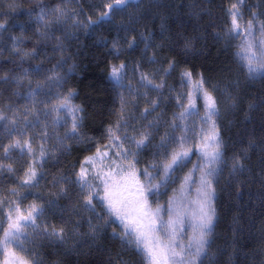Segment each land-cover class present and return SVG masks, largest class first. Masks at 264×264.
<instances>
[{"label": "trees", "instance_id": "1", "mask_svg": "<svg viewBox=\"0 0 264 264\" xmlns=\"http://www.w3.org/2000/svg\"><path fill=\"white\" fill-rule=\"evenodd\" d=\"M233 1L137 0L120 10L123 13H112L109 22L89 24L93 20L89 5L104 11L114 0H0V114L7 117L0 120V165L4 166L0 168V231L5 224L2 200L9 196L28 208L37 203L53 227L69 231L70 224L81 218L72 211H89L75 183L76 173L86 157L108 145V130L121 121L126 109L135 117L143 109L142 100L130 104L127 92L138 94L141 74L152 77L154 84L163 82L162 90L144 87L151 93L176 91L181 82L194 86L203 78L204 90L218 100L215 120L222 141V162L208 177L215 189L210 262L264 264V71L250 78L238 61L235 37L226 36ZM66 10L73 18L65 16ZM250 12L264 19V0H243L239 13L249 16ZM169 62L173 67L165 72ZM122 63L127 71L118 85L110 74ZM185 71L192 73L191 80L182 76ZM53 74L58 79L48 81ZM38 85L42 87L34 94ZM70 92L71 105L82 109L75 114L79 119L75 136L69 132L74 114L67 108L57 111L45 106ZM187 95L181 99L169 93L154 133L168 134L172 128L168 120L187 126L195 122L198 111L183 119L179 115ZM198 100L204 101L202 92ZM26 117H38L39 123L26 128ZM45 132L47 138L42 140ZM66 132L71 138L64 137ZM16 139H31L35 155L21 154L20 149L5 154L4 147ZM41 144L47 155L39 159ZM236 158L242 169L233 170ZM9 165L13 171H8ZM30 166L37 169L38 179L34 185H23ZM61 187L65 192H60ZM88 218L85 213L86 222L76 225L79 234L93 222ZM99 225L91 242L80 244L83 237L75 233L71 248L56 237L35 238L33 244L45 264H144L134 248L123 245L117 225L112 230Z\"/></svg>", "mask_w": 264, "mask_h": 264}, {"label": "snow or ice", "instance_id": "2", "mask_svg": "<svg viewBox=\"0 0 264 264\" xmlns=\"http://www.w3.org/2000/svg\"><path fill=\"white\" fill-rule=\"evenodd\" d=\"M129 3H137V0H114V3H109L105 6L104 11H102L96 20H89V24H96L98 22H109L111 20V15L113 11L123 10ZM59 11V9H57ZM232 17V27L231 32L235 34H240L242 25L238 22V11L236 4H232L229 9ZM255 16V13L253 14ZM3 27V25H0ZM262 32H264V25L261 26ZM253 30V21L249 20L247 27L244 28V31L248 34H251ZM135 40L129 42V47L131 48ZM259 44L264 47V40H260ZM115 48V44L113 45ZM254 43L247 42L245 45V51L249 52L250 55L247 57L249 70L252 71V65L254 63V58L256 53L252 52ZM35 51V50H33ZM125 65L122 63L119 66H114L111 71L112 78L119 85L122 79V70ZM173 67V63L169 62L168 68L165 69L167 72ZM264 67V64L260 65ZM183 77L191 80L192 73L185 71L182 73ZM48 81L58 79V77L53 74L49 76ZM140 81L145 88H162L163 82L159 84H154L152 79L146 75L141 74ZM204 80L195 82V85L191 91L188 93V105L184 110L179 114L180 118L183 119L186 113H189L190 109H195L196 99L198 98L199 93H203V99L205 102V116L204 121L209 126V131L203 137L201 145H199V151L203 157L202 165V176H201V195L202 201L200 203V211L197 217L198 223L193 226L194 235L190 237L188 245L178 244L177 243V228L178 223H182L181 214L176 213L175 217L171 214L169 220L165 225L163 223L162 217L159 216L161 211L160 206L158 205L155 210H152L149 205V198L151 196L157 195L160 191L166 187L168 181L171 179L175 166L181 165L185 158L188 157L190 148L184 146V137L180 138L179 148H175L169 154L167 152V145L171 140H174V137L165 135L161 137V143L159 145L162 149L161 155L165 156L166 159L160 163L157 162L153 164L152 171H149L145 168L142 172V175L145 177V182L141 183L136 177L135 164L132 161H128L127 167L132 171L127 173V177L131 178L135 182L136 186V198L133 201H127L123 199H118L116 196V189L120 185V181H117L115 177L125 170V165L123 161L117 162L116 160H111L108 162L107 167L109 171L104 172L103 168L105 166V159L109 156L108 152H101L98 148L96 153L93 156L86 157L85 161L82 162L80 171L76 173L75 183L80 187V194L83 196V203L86 207L91 210H95L94 201H99L102 203L110 216H115L120 223L123 225L124 231L120 234V238L126 242L128 246H134L139 252L145 255V258L148 261V264H196L197 259L202 255H207V246L209 244L213 221L215 218V209L212 207V198L215 193L213 188L212 181L208 179L214 175L217 171V165L222 162V141L220 139V132L217 128V123L214 117L219 115L218 100L213 96L209 91L204 90L203 88ZM42 85H38L37 89L33 90V93H38ZM131 90V89H130ZM71 92L69 96H65L61 102L55 106L56 110L69 109L73 115L72 127L69 130L72 136L78 134L79 129V119L75 115L82 111L79 106L71 105L70 100ZM123 103V100H122ZM158 106L156 100L152 101L153 110ZM33 111H38L33 109ZM145 113L149 109L144 110ZM190 114V113H189ZM3 114H0V120H5ZM15 123V121H13ZM38 117L34 120H28L25 118V127H32L34 124H38ZM120 124L118 122L117 128ZM173 127H177L175 121H173ZM149 127H151V122H149ZM14 131L15 129H11ZM110 139L113 141H118L121 139L120 136L115 134L113 129H109ZM69 132L64 134L65 138H71ZM22 136L23 133H20ZM151 133L147 128L139 134L137 139L135 136L129 138L125 137L129 144H135V151L132 150H123L118 152L116 155L118 157H123L124 160H127L129 155L133 159L138 154L139 150L147 145V142L150 138ZM47 133L41 135V139H46ZM123 149V144L119 145ZM13 149H20L21 154L25 151L27 153L35 155L32 148L31 139H16L8 146L4 147V153L7 154ZM47 155L44 150V145H40V156L39 159L44 158ZM99 162V166L97 164ZM91 164L92 169L90 170L85 167V164ZM3 165H0V168H3ZM238 168L242 169L243 165L240 163L239 158H236L233 163V170ZM8 171H13L12 167L8 166ZM38 179V172L34 166H30L26 171L25 178L22 181L23 185H34ZM186 179H188L186 177ZM60 192H65V188L61 187ZM131 205V207H130ZM15 218H13L12 210L8 214V226L3 230V238L0 239V246L4 249L5 261L4 264H27L22 258L16 256V253L11 250L10 246H21L23 244V237L25 233L23 232V226L27 223H30L34 228L37 227L36 219L39 216L42 209L39 205L33 204L30 206L27 214L25 215L19 206L15 209ZM169 212H172V209L169 208ZM133 214H135L133 216ZM131 218V219H129ZM107 223V220L105 221ZM163 228L168 233V239L162 240L156 232L158 229ZM45 233L49 236L56 237L58 239L64 238V229L59 230L53 228L50 232L48 229H44ZM93 234H95L93 229ZM194 248V251H192Z\"/></svg>", "mask_w": 264, "mask_h": 264}, {"label": "rangeland", "instance_id": "3", "mask_svg": "<svg viewBox=\"0 0 264 264\" xmlns=\"http://www.w3.org/2000/svg\"><path fill=\"white\" fill-rule=\"evenodd\" d=\"M113 0H107L109 3ZM243 0H234L232 4H236L237 8L242 5ZM231 8V7H230ZM229 8V9H230ZM88 12L90 13V17L94 20L98 14H100L102 11H95L91 8L89 5L87 7ZM116 14L118 11H113L112 13ZM120 12V11H119ZM120 13H123L122 11ZM68 19L73 18L72 11L66 10L64 13ZM229 14L230 11H229ZM254 13L250 12L249 16H242L238 11V22L242 25V28L240 30V34H235L231 32L232 27V17L230 15V31L226 36H232L235 37L234 42L236 43L235 46H237V57L240 59L238 60L241 62L243 68L246 71V74L252 78L253 75H259L264 71V67H260V65L264 64V47H262L259 44L260 40H264V33L262 32L261 26L264 25V19L256 18L253 15ZM260 19V20H259ZM249 20L253 21V30L251 34H248L244 31V28L247 27V24ZM247 42L254 43V47L252 48V52H255L257 55L254 58V63L252 65L253 70H249L248 60L247 57L250 55L249 52L245 51V45ZM127 71V67L125 66L122 70V73ZM148 75V74H147ZM124 74L122 75V77ZM112 78V76H111ZM153 79L152 77H150ZM250 81V79H249ZM135 83V82H134ZM182 84L177 87V90L174 91L173 88L166 89L165 92H159L156 90L155 92L151 93L148 89H144V86H137V90L139 91L138 94H132V91L130 89L127 90L129 94V102L130 104H135L137 101L142 100L141 104L143 105V109L138 111L136 113L137 117L135 115L131 114V111L126 109L124 112V117L119 122L120 126L117 128V124L112 128L115 131V134L120 136L121 139L118 141H113L110 139L108 145L104 147L103 150H100L101 152H108L109 156L105 159V166L103 168L104 172L109 171V168L107 167V164L111 160H116L118 163L123 161L125 165L124 172L119 173L115 179L117 181H120L119 187L116 189V196L118 199H123L127 201H133L136 198V186L135 182L127 177V173L132 171L127 167L128 161H132V163L135 164L136 169V177L139 179L141 183L145 182V177L142 175V172L145 168H147L149 171H152V165L160 162L162 163L166 157L161 155L162 149H160L159 145L161 143V137H164L166 133L160 132L159 130L155 132L157 122L162 117V114L159 113L160 110L164 109V103L166 104L167 96L169 93H175L176 96L179 95L182 99L183 94H188L189 91L193 89L194 86H191L189 84H185L181 82ZM232 84V88L235 89V84ZM144 89V90H143ZM160 88L159 90H162ZM58 93V92H57ZM131 94V95H130ZM175 97V96H171ZM199 97V95H198ZM131 98V99H130ZM145 100H147V104H145ZM150 100V101H149ZM156 100L158 102V106L155 107L153 110L152 108V101ZM165 100V101H164ZM199 101V100H198ZM59 102H48L45 104V106H53V108L58 105ZM164 102V103H163ZM186 106L188 105V95L186 99ZM196 107L195 109H190L189 112L196 113L197 111L201 114L197 117L195 122L188 125L187 124H181L180 122H175L177 127H173V123L169 122L171 125V130L167 134L171 137H174V140H171L167 145V152L170 154L173 149L179 148L180 144V138L184 137V146L186 148H190L191 151L189 152L188 157L185 158L184 162L181 165L175 166L173 174L171 179L168 181L166 187H164L159 194L151 196L149 198V205L152 210H155L157 206L159 205L161 208V211L159 213V216L162 217L163 223L166 225L170 214L175 217L176 213L179 212L181 214L182 223H178L176 225L177 228V243L188 245L190 241V237L194 235L193 226L198 223L197 217L199 215L200 211V203L202 201V195H201V176H202V165H203V157L201 155V152L199 151V148H196L198 146V141L201 139V143L203 141L204 135L207 134L209 131V126L204 121L205 116V102L203 100L197 102V99L195 101ZM224 103V102H223ZM229 104V102H228ZM146 105V106H144ZM200 105V106H199ZM223 106H226L225 104ZM199 107V110H198ZM137 107L134 105L133 110L135 111ZM149 109L147 113H145V109ZM219 111L220 107L218 106ZM56 110V109H55ZM66 111V109H63ZM132 110V109H131ZM59 111V110H57ZM224 111V110H223ZM71 111L68 110V113ZM72 113V112H71ZM172 114H174V110H172ZM189 114V113H186ZM135 117V118H134ZM215 119V117H214ZM176 120V118H175ZM149 122H151V127H149ZM162 125V124H161ZM220 126V125H219ZM162 127V126H161ZM151 133L150 138L147 142V145L143 148H141L136 155V157L133 159L131 155H129L127 160H124L123 157H118L116 154L118 152H121L123 150H132L135 151V144H129L125 137H133L135 136L137 139L139 138V134L142 133L145 129ZM155 129V130H154ZM120 144H123V149L119 146ZM85 161V160H84ZM99 166V162H97ZM85 167L93 170L91 164H85ZM94 171V170H93ZM186 177L188 179H186ZM5 198V197H4ZM5 207V224L1 228L0 231V239L3 238V230L8 226V214L9 211L12 210L13 218H15V211L14 209L19 206L21 211L26 215L29 208L25 207L22 202L17 201L15 197L9 196V198H5L2 200ZM38 205L37 203H34ZM95 204V210H91L88 208V212L85 211H77L75 209L72 211L73 215L81 214V218L76 219V224H70L72 227H70L69 231L64 228V238L58 239L60 240L61 244L65 247H73L74 241L76 240V234L83 237V240H81L80 244H84L87 242H91L94 238L93 229L96 233L98 226L100 223L103 224L102 226L108 227L111 230L117 225V230H120L121 233H123L124 228L123 225L120 223V221L115 216H110L107 212V209L105 206L100 203L99 201H94ZM131 207V205H130ZM41 208V207H40ZM169 208L172 209V212H169ZM42 209V208H41ZM77 212V213H76ZM85 213L90 216L88 218L89 220H92L93 222L87 226L88 228L86 230L78 228L76 225L80 223H85ZM94 215L95 218H91V216ZM135 214H133L134 216ZM100 216V217H99ZM103 216V217H102ZM45 217V216H44ZM43 215H41V212L39 216L36 219V225L37 227H33L30 223H27L23 226V232L26 234L25 237H23V244L21 246H10L11 250L16 253V256L19 258H22L24 261L27 262V264H45L47 263L44 261L42 262V257L39 255V251H37L36 246L33 244L36 242V239L46 238L49 237L50 239L52 236H49L47 233H45L44 229H48L50 232L53 228L52 222L49 220V218H44ZM87 219V220H88ZM131 219V218H129ZM107 220V223L105 222ZM103 222V223H102ZM99 223V224H98ZM57 229V228H55ZM59 230V229H58ZM73 230V233L71 234L70 231ZM78 230V232H77ZM76 233V234H75ZM75 234V235H74ZM93 234V235H92ZM156 235H158L162 240L168 239V233L163 229L160 228L156 232ZM123 245H126V242L123 240ZM134 248L139 255L142 256L144 264H148L147 259L145 258V255L141 252H139L134 246H128ZM194 251V248L193 250ZM210 244L207 246V255H202L199 259H197L196 264H212L210 262ZM6 257L4 254V249L2 246H0V264H4Z\"/></svg>", "mask_w": 264, "mask_h": 264}, {"label": "bare ground", "instance_id": "4", "mask_svg": "<svg viewBox=\"0 0 264 264\" xmlns=\"http://www.w3.org/2000/svg\"><path fill=\"white\" fill-rule=\"evenodd\" d=\"M7 140V139H6ZM6 144V143H5ZM2 146V145H1ZM3 147V146H2Z\"/></svg>", "mask_w": 264, "mask_h": 264}]
</instances>
